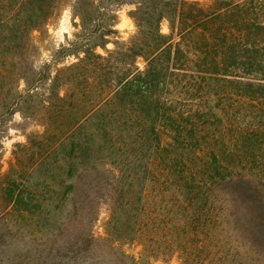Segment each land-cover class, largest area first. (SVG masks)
I'll return each mask as SVG.
<instances>
[{
	"label": "trees",
	"instance_id": "1",
	"mask_svg": "<svg viewBox=\"0 0 264 264\" xmlns=\"http://www.w3.org/2000/svg\"><path fill=\"white\" fill-rule=\"evenodd\" d=\"M72 1L53 74L29 53L64 0H0V119L43 129L0 173V264H264V0Z\"/></svg>",
	"mask_w": 264,
	"mask_h": 264
},
{
	"label": "rangeland",
	"instance_id": "2",
	"mask_svg": "<svg viewBox=\"0 0 264 264\" xmlns=\"http://www.w3.org/2000/svg\"><path fill=\"white\" fill-rule=\"evenodd\" d=\"M201 3H208L209 0H195ZM72 0H64L65 6L61 10L60 15L51 20L48 25L41 31H37L32 36V44L30 49V59L37 68L45 65L52 66V72L55 73L57 68L68 66L76 61L73 57L58 59L55 53L62 45H66L69 40L74 38V34L78 31L76 24L78 19H74L71 10ZM134 9L131 5H123L117 9V25L118 36L121 40L128 41L136 33V25L130 18L129 13ZM161 29L163 33H169V23L167 20L162 21ZM113 44H108L107 48L112 49ZM100 53H104L102 49H98ZM23 88V84H21ZM63 93V91H62ZM6 119V121H5ZM41 127L34 125L30 120H26L20 113H16L12 117L8 114L0 119V140L2 150L0 152V173L6 174L14 161V152L17 151L18 144H24L27 141V135L42 131ZM108 175L114 177L117 172L111 166L106 167ZM2 180V178H0ZM109 203L106 199L101 202L99 208L98 219L94 223V232L96 235H104L105 226L109 219ZM40 232L33 226L22 224L20 234L23 237L20 245L24 251L30 252L39 246L38 241ZM31 234H33L31 236ZM45 239V238H44ZM43 241V240H42ZM130 258L139 260L141 245L134 243H121L118 245ZM41 247V246H39ZM33 253V252H32ZM153 264H182L178 257L170 260H157Z\"/></svg>",
	"mask_w": 264,
	"mask_h": 264
}]
</instances>
